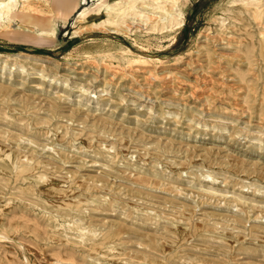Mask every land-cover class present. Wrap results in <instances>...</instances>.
I'll use <instances>...</instances> for the list:
<instances>
[{
  "label": "rangeland",
  "instance_id": "374dc122",
  "mask_svg": "<svg viewBox=\"0 0 264 264\" xmlns=\"http://www.w3.org/2000/svg\"><path fill=\"white\" fill-rule=\"evenodd\" d=\"M45 1L0 20V264H264V0Z\"/></svg>",
  "mask_w": 264,
  "mask_h": 264
},
{
  "label": "bare ground",
  "instance_id": "6f19581e",
  "mask_svg": "<svg viewBox=\"0 0 264 264\" xmlns=\"http://www.w3.org/2000/svg\"><path fill=\"white\" fill-rule=\"evenodd\" d=\"M138 1H143L147 3L150 7L153 9H159L160 13L162 15H165V18L172 24H178L181 25L183 19H184V11L182 10V5L181 0H112V1H105L99 3L93 10L94 14H100L101 12L105 11L106 17L104 19H101L99 21H96L97 24H119L124 21L125 15L129 12L132 11L137 7V2ZM250 2H255L258 3L260 0H249ZM183 2V1H182ZM171 5L172 7H166L167 5ZM17 1L16 0H2L0 1V20L3 22H6L7 20H10V13L14 8L17 6ZM24 5V4H23ZM148 5H144L149 8ZM19 8V7H18ZM28 9L29 7H23ZM30 9V8H29ZM152 11V10H151ZM158 11V10H157ZM156 11V12H157ZM158 13V12H157ZM132 14V13H131ZM53 18V17H52ZM132 18V17H130ZM135 18V17H134ZM148 22V21H147ZM53 26V25H52ZM175 26V25H174ZM28 27V26H27ZM55 29V28H54ZM51 30V29H50ZM45 31V30H44ZM43 32V31H41ZM47 32V31H46ZM45 32V33H46ZM52 32V31H51ZM44 33V34H45ZM55 34L54 32H52ZM51 35V34H50ZM27 54L26 56L28 57H34L36 54L34 53H25ZM50 57V56H48ZM44 58V57H43ZM137 60H140V62H143L141 64H146L148 58L145 55H140L139 57L136 58ZM20 61V60H19ZM141 66H146V65H141ZM112 67V66H111ZM113 68V67H112ZM140 69V68H137ZM144 69V68H142ZM145 70V69H144ZM118 71V70H116ZM115 71V72H116ZM113 72V71H112ZM170 82H168L169 84ZM170 85V84H169ZM104 93H106V89H101ZM96 95V94H95ZM94 95V96H95ZM79 98H82V94H78ZM102 93H99L97 95V98H102ZM24 179V178H23ZM42 181V180H41ZM25 182V180H24ZM1 232V231H0ZM3 232V231H2ZM2 234V233H1ZM0 234V235H1ZM3 235V234H2ZM5 238L7 236L3 235Z\"/></svg>",
  "mask_w": 264,
  "mask_h": 264
},
{
  "label": "crops",
  "instance_id": "0c3cea01",
  "mask_svg": "<svg viewBox=\"0 0 264 264\" xmlns=\"http://www.w3.org/2000/svg\"><path fill=\"white\" fill-rule=\"evenodd\" d=\"M16 1L18 5L10 13V19L16 16L24 17L28 13L29 8L28 9L23 8V7H27V5L25 4L21 5V9H18V7H20L19 4L20 0H16ZM105 1H112V0H100V1L99 0H46L45 2H47V7H48L47 9L48 11L52 12L51 15L48 17V20L50 21L51 25L42 26L39 30L40 35L46 38L55 36L56 34L55 23L67 24L72 21L74 23L82 22V21L92 22L94 21V18L97 20L98 16L94 13H91L93 10L92 7L94 5L96 7L99 3ZM51 31L54 32L55 34H53Z\"/></svg>",
  "mask_w": 264,
  "mask_h": 264
}]
</instances>
